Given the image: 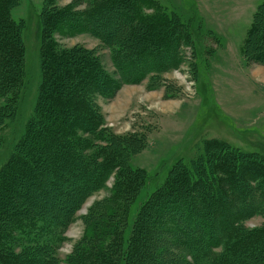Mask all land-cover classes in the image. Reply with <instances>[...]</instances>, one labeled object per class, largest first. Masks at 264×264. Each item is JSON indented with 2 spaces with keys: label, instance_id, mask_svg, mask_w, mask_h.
Wrapping results in <instances>:
<instances>
[{
  "label": "trees",
  "instance_id": "trees-1",
  "mask_svg": "<svg viewBox=\"0 0 264 264\" xmlns=\"http://www.w3.org/2000/svg\"><path fill=\"white\" fill-rule=\"evenodd\" d=\"M89 1V9L76 13L73 5L57 8L55 0H45L46 12L43 9L39 14L37 75L26 69L20 27L10 17L17 0H0V100L4 99L0 115H23L21 100L30 81L39 78L36 101L23 120L21 135L11 144L15 150L0 162V264H57L52 251L62 241L79 202L106 181L103 174L117 168L127 172L129 185L141 180L140 171L128 172L125 167L123 153L130 151L127 142L119 140L117 146L105 132L99 138L102 122L92 96L104 95L115 82L100 69L95 55L81 47H60L53 37L55 32L90 33L98 14L112 10L113 4L120 6L122 16L132 24L135 42L118 53L117 59L123 63L118 68L121 75L133 71L130 77L138 79L147 72V58L153 60L142 48L159 50L175 36L173 27L181 26L172 14L160 12V6L144 0ZM141 8L154 14L143 16ZM244 45L248 61L264 66V1L253 14ZM117 48L123 51L122 44ZM2 140L3 136L0 143ZM97 142L102 146L96 148ZM206 146L210 152L204 158L193 165L177 162L167 172L133 223L126 251L121 250L120 237L125 208L115 204L117 199L125 201L128 188L90 208L87 217L97 234L91 233L71 251V264H161L163 260L155 255L164 253L168 245L178 248L168 246L167 253L187 249L193 264H205L206 259L207 264H264V226L243 230L238 224L264 211L256 207L258 201L264 202V157L247 156L213 142ZM207 162L212 164L206 171L203 164ZM22 180L26 185L20 186ZM26 186L42 191L47 201L65 198L66 202L47 211L54 206L37 200L36 192L28 196ZM28 198L33 199L30 205L26 204ZM14 243L22 247L19 252ZM28 244L29 248L23 247ZM153 248L155 253L148 254ZM217 249L222 252H214ZM176 257L167 258L170 262L164 264H182Z\"/></svg>",
  "mask_w": 264,
  "mask_h": 264
},
{
  "label": "rangeland",
  "instance_id": "rangeland-1",
  "mask_svg": "<svg viewBox=\"0 0 264 264\" xmlns=\"http://www.w3.org/2000/svg\"><path fill=\"white\" fill-rule=\"evenodd\" d=\"M144 1L160 6V12L172 14L181 28L173 27L175 36L168 43L163 42L159 50L155 47L142 48L153 56V60L147 58V72L138 79L130 77L133 71L126 73L127 76L121 75L118 68L123 63L117 56L126 52L129 46L133 47L135 42L131 37L132 24L122 16L124 10L120 6L113 4L112 10L104 15L98 14L95 26L89 28L90 33L66 31V34L59 35L55 32L53 37L60 47L70 50L81 47L95 55L100 69L115 82L104 95L92 96L102 122L103 132L99 138L109 133L117 146L118 141L124 139L130 149L123 153L127 171H140L142 174L141 180L133 185L127 183V172L123 170L110 169L103 174L106 181L79 202V209L65 227L62 241L52 251L57 264H71V258H68L71 251L91 233L97 234L96 229H91L87 213L90 208L103 205L113 192L128 188L125 201L117 199L115 204L125 208L120 237L121 250L126 251L133 223L141 208L175 163L193 165V161L204 158L210 152L206 151V145L212 142L247 156L264 157V66L248 61L244 45L253 14L264 0ZM15 4L10 17L20 27L19 37L22 36L26 49L25 66L38 75L36 64L42 27L39 14L43 9L45 11L46 3L45 0H17ZM55 5L57 8L73 5L76 13L92 6L89 0H55ZM152 14L154 11L151 9L141 8V15ZM118 44H122L123 51L118 50ZM36 77L30 81L28 93L21 100L23 115H0V137L3 136L0 162L9 151L15 150L11 144L21 135L23 120L36 101L39 83ZM20 97L18 94L17 98ZM3 101L0 100V108ZM98 146L102 143H95V147ZM117 153L118 150L115 155ZM212 163L203 164V168L207 171ZM208 173L210 175L211 170ZM257 180L262 183L260 177ZM24 183L22 180L20 186L26 185ZM25 190L28 196L36 192L40 196L37 200L44 201L46 205L52 204L54 208H46L50 212L66 202L65 198L47 201L49 198H43L42 191L37 188L33 190L26 186ZM31 200H27L26 204L30 205ZM260 203L261 200L255 206L264 210ZM238 224L243 230L261 228L264 226V211L243 218ZM103 239L107 240L105 235ZM159 242L166 245V242ZM17 244L15 250L19 252L22 247ZM168 246L178 248L176 245ZM168 246L164 253L155 255L164 261L161 260V264L170 262L168 259L175 256L179 258L176 257L178 263L193 264L187 249L167 253ZM23 247L29 248V244ZM155 250H149L148 254H154ZM214 252L222 251L217 249Z\"/></svg>",
  "mask_w": 264,
  "mask_h": 264
}]
</instances>
